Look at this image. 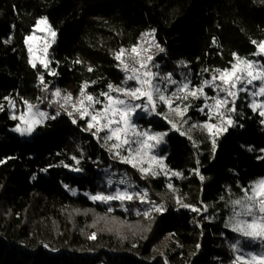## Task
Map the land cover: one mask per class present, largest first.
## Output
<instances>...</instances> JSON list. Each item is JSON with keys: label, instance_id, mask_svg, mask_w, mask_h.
<instances>
[{"label": "trees", "instance_id": "1", "mask_svg": "<svg viewBox=\"0 0 264 264\" xmlns=\"http://www.w3.org/2000/svg\"><path fill=\"white\" fill-rule=\"evenodd\" d=\"M39 20L56 33L47 67H33L26 46ZM253 41H264V0H0V264H233L223 239L236 238L224 227L231 201L264 178L263 120L246 94L235 100L234 125L214 150L202 134L172 131L161 106L157 112L164 115L137 117L140 128L168 133L160 154L166 169L179 174L143 178L113 160L85 130V120L73 123L56 111L49 93L77 96L87 83L86 92L99 97L109 83L122 87L116 55L133 47L153 54L161 73L203 83L231 69L233 54L264 64L263 56L253 55ZM14 100L49 112L30 139L14 131L8 106ZM198 103H185L190 123L205 120ZM107 173L126 175L132 191H147L155 205L148 216L136 198L91 199L113 192ZM169 185L177 205L165 198ZM201 204L210 205L207 214ZM73 212L85 214L76 217L77 225L66 222ZM93 216L150 226L129 237L91 233Z\"/></svg>", "mask_w": 264, "mask_h": 264}, {"label": "snow or ice", "instance_id": "2", "mask_svg": "<svg viewBox=\"0 0 264 264\" xmlns=\"http://www.w3.org/2000/svg\"><path fill=\"white\" fill-rule=\"evenodd\" d=\"M42 22L45 21H38L37 23L39 24ZM52 35L55 36V32H53ZM28 39H31V37H28ZM253 43L257 44L256 41H253ZM257 48L259 51L253 53V55L264 54V41L259 42ZM31 51L32 49L30 47V54ZM131 51L135 53L137 51L136 47H133ZM160 51L163 52L164 49L160 48ZM123 53L124 50L122 49L120 53L116 55V59L121 60ZM233 55L240 61V58L237 57L236 54ZM151 60L152 57L150 56L146 58V61L135 60L131 64L121 60V63L124 65L122 70L126 74L123 83L127 85L129 81H134L136 86L117 87L109 83L107 85L108 91L100 93V96L104 98L100 100L85 92L84 89L88 87V84L85 83L80 92V99L76 102H72V95L70 93L62 98L63 103L61 107L65 108V110L71 105L82 119L89 117L88 126L85 130L95 127L96 133H93V135L106 130V134L103 137L104 146H109L108 142L115 139L116 143L111 144L109 150L111 151L113 148L118 149L114 155L118 156L122 163L130 164L133 168H137L138 164L143 162V157L149 155L152 149L165 142L164 137L168 135L167 132H152L150 129H140L134 121V116L139 114L138 110L148 115H164L163 113L157 112V101H159L172 112L178 114L187 112L188 107H191V105H184L182 109L179 105L173 107V100H187L189 95L198 99L199 96L197 94L200 93L203 94L205 101H207L209 97L204 93V86H212L226 93L224 97H220L219 95L212 97L215 104L211 107H218L231 103L232 111H235V100L238 98L240 92H248L253 96V101L251 103L253 110H256L257 107L255 97H264V64L257 61L244 59L240 61L244 65L242 68L238 67L237 64H233L231 69H224L222 71L217 70L220 71L221 84L219 85L214 83L217 79L216 76L212 77V82L205 80L203 86L199 87H190V82H185L169 96L165 95L167 88L165 87L162 89L160 85L155 82L159 74L147 68V61ZM137 64H139V67H136ZM33 67H35V64H33ZM45 67H47V65H45ZM88 70L92 71L91 68ZM40 79L43 82L42 76ZM161 79H166L171 84H176V81L171 78V74ZM257 81L259 83L255 84L254 82ZM249 85H252L255 91L249 92ZM181 92H186V94L181 96L179 95ZM112 93H116V95H112ZM59 94V90L53 93V95L56 96H59ZM128 97H131L132 100H144L146 102L134 104L127 99ZM228 97H232V100L229 101ZM85 101H87V103H85ZM97 104L101 105L100 109L95 107ZM205 107H209V105L205 103L204 107L199 110L203 112ZM260 107L264 109V101L260 102ZM58 114L59 113H57V115ZM68 114L71 116L72 112ZM38 115L44 117L46 114L39 112ZM260 115L264 116V111H261ZM164 118L168 119L167 116H164ZM13 119H15V117H13ZM21 119H23V117H21ZM209 119H211V117H209ZM75 122L74 119L73 123ZM168 122L172 125L174 130L180 131L174 121L169 120ZM193 127H196V125H193ZM204 127L211 128L212 125L205 124ZM33 130L32 127L21 129L19 126L14 129V131L20 132L21 135H31ZM185 134V132L180 131V135ZM121 148L127 155H121L119 151ZM214 149L215 143L213 142V150ZM150 159L157 160L158 158L155 155H151ZM77 163H79V161H77ZM74 170L79 171L80 169ZM138 170L141 171L142 174L148 172V169L143 167H140ZM173 174L179 175L178 173ZM152 175H156V173L152 172ZM201 180H203V177H201ZM125 182L124 179L119 181L121 184ZM112 183V180L109 179L108 186L111 187ZM168 187L171 188L172 186L169 185ZM241 191L243 192V196L231 201V214L224 223L225 228H230L232 232L244 238V243L237 240L232 245L233 251L237 253L233 264H237V262H239V264H264V178L253 182L247 187H243ZM137 195L140 194L121 191L117 188L114 194L105 195L103 193H97L92 195L91 199L103 203L112 200H120L123 202L125 199L132 200ZM144 195H146V193ZM141 202H143V200ZM177 202H179V200ZM184 207L189 206L184 205ZM155 210L161 211V208H156ZM192 210L197 211L198 209L193 208ZM204 210L207 211L206 208ZM148 214V212L144 213L145 216H148ZM89 238L95 239V234H92ZM244 244H247L249 247L259 245L261 250L259 252L248 251ZM197 247H199V245H197Z\"/></svg>", "mask_w": 264, "mask_h": 264}, {"label": "rangeland", "instance_id": "3", "mask_svg": "<svg viewBox=\"0 0 264 264\" xmlns=\"http://www.w3.org/2000/svg\"><path fill=\"white\" fill-rule=\"evenodd\" d=\"M39 21H45V20H39ZM55 32L48 24L47 22H42V23H37V26L34 30V32L32 33V35L30 36L31 39L26 40V46H27V50L29 53V62L30 64H38V65H48L49 62V55H48V51L49 49L52 47V45L56 44V33L55 36L52 35V33ZM149 40H144L143 43H148ZM31 47L32 51L31 54L29 52V48ZM133 48L129 49V50H124L123 55L121 56V60L126 62L128 61L131 57H144L145 61L147 57H152L151 61H147V68L149 70H151L152 72H156L159 74V76L156 79V83H158L160 85V87L162 89H164L165 87L167 88V91L165 92V95H171V93H173L174 91H176L183 83L185 82H190L186 79L183 80H175L173 77H171L173 80L176 81V84H171L168 80L166 79H161L162 77H166L168 76V74H164L160 72L159 66L157 67L158 64H156L155 59L153 54L148 53V52H144L145 50H142L139 47H136L137 51L135 53H133L131 50ZM259 51V49L257 48V52ZM257 56H263L262 55H257ZM121 60L119 61L120 64V68L121 70L123 69V63H121ZM242 61V60H240ZM240 61H236L235 64L238 65V67H244V65L240 62ZM123 74H124V80H125V72L122 70ZM214 76L217 77L216 81L214 82L215 84H221V80H220V72L216 73ZM210 82H212V79L210 80ZM255 84H258L259 82H254ZM130 86H136L134 81H129L127 85L123 84L122 87H130ZM199 86H203L202 81H197L196 84H192L190 82V87H199ZM207 89H210L211 93L208 94L206 92ZM249 92L255 91V88L252 85L248 86ZM86 92V89H84ZM57 90L53 89L52 91H50L49 95L51 97V105L52 107L58 111V112H64L67 115H69V112H72V115L70 117L74 118V119H82L79 115L78 112H76L71 105H69L67 107V110H65V108L61 107V104L63 103V97L68 95V94H63L59 91V96L53 95V93H55ZM235 91V90H233ZM99 93V97H100V93L102 91L98 90L97 91ZM87 93V92H86ZM204 93L207 94V96L209 97V99L207 101H205L203 94L198 93L197 95L199 96V98H194L192 96H188L187 100H173V107H176L177 105H179L181 107V109L183 108V106L185 105V103L187 101H189L190 98L199 100V103L197 104L196 110L199 112V114L201 116H203L205 118L204 121L202 122H189V119L186 118L187 112H182V113H175L170 111L163 103L157 101V108L159 106H161L164 111H165V116H167V120H172L174 121L178 128L180 129V131L185 132L186 136L191 137L194 133H198V134H202L204 136H206L209 140V142L211 143V145H213V142H215V140L222 135L226 130H228V128L232 127L234 125L231 115L233 113V111L231 110L232 108V104L229 103L227 105H221L218 107H211L213 104H215V101L212 99V97H215L217 95H219L220 97H224L226 95V93L219 91V89L213 88L212 86H204ZM186 94V92H181L179 93V95L184 96ZM239 94H246L247 95V99L249 102V105L251 107V103L253 101V96L250 95L248 92H240ZM238 94V95H239ZM112 95H116V93H112ZM97 96V98H99ZM80 99V93L77 96H72V102H76L77 100ZM100 99V98H99ZM104 99V98H103ZM127 99H129L130 102L132 103H145L146 101L144 100H140V101H136V100H132L131 97H128ZM229 101L232 100V97H228ZM102 100V99H100ZM255 100L257 101V107L256 110H253V108L251 107V109L255 112H257L260 115L261 111H264V109H262L260 107V102L264 101L263 97L261 96H256ZM85 103H87V101H85ZM205 103H207L209 105V107H205L204 111H200L199 109L204 107ZM9 109H10V113H11V117H15V120L17 122V126L16 128L19 126L21 129H26L28 127H32L34 130L42 125L44 123V121L48 118V114L49 112L47 110H44L42 108V106H37L36 104H32V103H25L24 105L18 103L17 101H10L9 102ZM95 107L97 109H100L101 105L97 104L95 105ZM39 112H43L46 115L44 117H40L38 115ZM138 115L134 116V121L136 120L137 117H150L152 115H148L147 113H143L140 112L138 110ZM154 115V114H153ZM262 117L263 120V126H264V116L260 115ZM21 117H23V119H21ZM209 117H211V119H209ZM88 119L89 117H85L83 118V120L86 121L87 126H88ZM95 123V122H93ZM136 123V122H135ZM205 124H209L212 125L211 128H206L204 127ZM168 125L170 126V129L172 131L178 132L180 133V131H176L172 128V125L168 122ZM193 125H196V127H193ZM142 129V128H140ZM33 130V131H34ZM93 133H96V128L93 127L90 129ZM143 130H148V129H143ZM33 131L31 133V135L25 134V135H21L20 132H16V134H18L21 138L24 139H30L31 136L33 135ZM153 132V131H152ZM106 134V130L99 132L95 135V137H99V139L101 140L102 144L104 145V141H103V137ZM165 138V137H164ZM165 140V139H164ZM116 143L115 139H113L112 141L108 142V145L110 146L111 144ZM164 145V142L159 144L158 146H156L154 149H152L151 153H149V155H146L143 157V162L138 164L137 168H133L130 164L127 163H122L120 161V158L116 155H114V153L116 151H118V149H111V151L109 150V146H105L107 148V150L109 151V153L111 154V157L113 160L117 161L118 163H121L123 165H127L130 168H132L135 172H137L139 175H141L143 178H151V177H166V178H171V177H179L178 175H174V172H170L166 169L165 165H164V157L161 156L160 154V150L162 148V146ZM121 155H127V153L121 148L119 149ZM151 155H155L157 156V160H151L150 157ZM140 167H143L145 169H148L147 173L142 174L141 171H139L138 169ZM152 172H155L156 175H152ZM111 179L112 180V186L111 187H115L113 192H111V194H114L115 190L118 188L121 191H127L129 193H139L140 195L135 196V198L144 205L145 207V212H150V209L154 208L155 205L151 203V199L150 196L148 195L147 191H142V190H133L130 189V181L129 178L126 175L123 174H114V173H107L106 176V181H107V186H108V180ZM121 179H124L126 182L121 184L119 183V181ZM110 187V186H109ZM131 187H133V185H131ZM146 193V195H144ZM110 194V195H111ZM165 198H169L175 205L178 204V197L173 193L172 189L167 187V190L165 192ZM143 200V202H141ZM115 201V200H112ZM120 201V200H117ZM207 209V211H205L204 209ZM210 210V205H205V204H201V208H200V212L207 214ZM85 217L84 213H79V212H73L70 216H66L67 220L66 222H75L76 223V217ZM65 217V219H66ZM88 228L91 230V233H104V232H113V233H119L118 235H124L126 237H129L131 235H134L138 232H145L148 227L150 226L148 223L146 222H141L140 221L137 224H127L126 222H121L118 221L116 219H112V218H103V217H97V216H93V218L91 220H89V223H87ZM229 231H231L230 228H227ZM232 232V231H231ZM234 233V232H232ZM235 237L233 240H226L225 237L223 238L225 240V243L227 244V246L229 247V249L233 252V256H234V260H235V256H236V252L233 251L232 245L235 241L240 240L242 243H244V238L240 237L237 233H234ZM246 250L248 251H256L259 252L260 246L259 245H253V246H248L247 244H244ZM237 264H239V262H237Z\"/></svg>", "mask_w": 264, "mask_h": 264}, {"label": "built area", "instance_id": "4", "mask_svg": "<svg viewBox=\"0 0 264 264\" xmlns=\"http://www.w3.org/2000/svg\"><path fill=\"white\" fill-rule=\"evenodd\" d=\"M135 60H145L144 57H131L128 61H126L125 63H133ZM124 66V65H123ZM136 67H139V64L136 65ZM123 68V67H122ZM122 71V70H121Z\"/></svg>", "mask_w": 264, "mask_h": 264}]
</instances>
